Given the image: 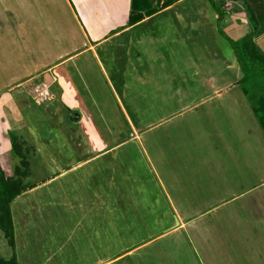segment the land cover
<instances>
[{
	"label": "rangeland",
	"instance_id": "1",
	"mask_svg": "<svg viewBox=\"0 0 264 264\" xmlns=\"http://www.w3.org/2000/svg\"><path fill=\"white\" fill-rule=\"evenodd\" d=\"M171 1L169 9L129 27L132 13L152 7L149 0H0L2 170L10 175L9 163L17 164L4 128L24 140L19 145L15 137V146L25 170L34 174L28 184L41 183L52 166L35 152L7 88L32 74L33 60L73 48L82 50L65 66L66 81L79 96H71L79 99L70 118L91 114L92 131L86 128L88 134L79 137L94 148L108 145L101 158L35 195L30 217L24 213L27 203L20 212L11 207L15 241L9 246L0 232L1 258L14 256L17 264H106L137 247L114 264H205L196 238L220 249L224 228L231 250L220 249L222 264H264V134L248 100L257 91L245 96L241 71L239 76L236 67H227L233 46L219 33L223 24L213 18L208 1ZM257 5L264 7V0ZM257 20L264 21L253 18L250 25ZM25 28L33 35H24ZM18 32L31 37L19 42L22 58L14 51ZM33 84L22 90L41 110L46 97L35 88L43 83ZM11 94L22 102L17 90ZM194 205L210 210L203 221L215 224L214 230L190 225L205 213L193 211ZM176 219L185 227H177ZM249 235L252 244H241L240 237Z\"/></svg>",
	"mask_w": 264,
	"mask_h": 264
},
{
	"label": "crops",
	"instance_id": "2",
	"mask_svg": "<svg viewBox=\"0 0 264 264\" xmlns=\"http://www.w3.org/2000/svg\"><path fill=\"white\" fill-rule=\"evenodd\" d=\"M126 1L128 2V0ZM163 1L164 0H162L161 2ZM231 1H233L234 3ZM258 1L259 0H256V1L255 0H223L222 7H224L225 15L221 21V24H223L222 27L225 33L228 34L229 36H232L231 37L232 39L234 38V40H238L243 36H250L253 42L255 43V45H257L261 49V51L264 52V31H262L264 27V21L261 24L259 23L260 20L259 21L257 20L256 22H254L253 25H250L249 23L250 19H253V18L264 20V7L260 9L258 5L253 6L254 3H257ZM149 2L155 5L156 0H149ZM216 2L218 1L216 0ZM140 5L144 6V3H141ZM170 7L166 9H169ZM10 15H11V19H13L14 16L12 14ZM213 18L217 20V15H214ZM12 21L13 20H11L12 28L14 30L18 29L15 26H13L15 22L14 21L12 22ZM28 29L25 28L24 31H22V33L24 32L25 33L24 35L32 36L33 35L32 32H29ZM16 31L17 30H15V32ZM20 33L17 35V37L15 38L12 37V38L15 41L14 44H16V47H15L16 49L14 51L15 52L18 51L17 55H19L20 58H22V56H25V54L24 53L20 54L22 50L19 45H21L22 42H28V40H30L31 37L28 38V36H26V38L24 37L20 38L19 36ZM39 34H41V32H39ZM83 37L86 39V42L90 39L86 33L83 34ZM1 41H2V38H1V33H0V42ZM101 41L97 40V43ZM87 44L90 45V42L88 41ZM88 47H89V50L91 51L94 49L93 48L94 45L93 46L90 45ZM29 49H30V52L34 53L35 49L33 48H29ZM77 50L81 51L82 49L73 48V51H77ZM69 54H65L64 52V53L58 54L56 57L49 56L43 62L41 61L36 62L35 60H33V63L29 66V68L32 69V74L27 76V78H25L24 80H21V78L16 79L14 81V84L10 85L7 88V93H9V95L12 97V100H15L14 103L15 104L18 103V106L21 108L20 111H22L23 113L21 115L23 116L21 120L24 122L27 132L30 133L29 139H33L30 141L35 148V152L38 153V150H39L40 155H41L40 157L43 159V162L45 163L48 162L52 164V166L47 168L48 172H46L45 177H41L42 178L40 179L41 183H36V184H31V185L28 184L27 178H31L34 175V174L30 175V172L28 170H24L23 173L18 174L19 179L26 180L25 183H26L27 189L24 192H22L21 195H19L17 198L13 200L10 207L14 206V208L16 209V212H20L23 210L18 207L24 202L27 203V207H25L26 210H24L26 217H30V215L34 213L32 210L34 206L33 204L35 203L37 205L35 195H38L41 191L42 192L45 191L46 188L52 186L53 184L59 183L63 181L64 179L69 178V176L75 175V173L78 172L80 169L90 165L96 159L101 158V155L106 151V148L108 146V145L106 146L104 143L100 149L94 148L96 144L91 143V141L84 142L79 137V135L84 136V134H88L89 131H92V126L87 125V123H91V124L93 123L91 119V114H88L86 116L84 115L83 119H81L82 118L81 116H79L77 120L70 118L71 110L74 109L75 104L79 99V98L73 99L71 98V96L74 98H76L75 97L76 95L77 97L79 96L77 94L78 89L74 85L67 83L66 81L69 78V75L65 71V66L66 64L70 63V61L73 60V57L66 59V60H62V58H64L65 56ZM11 56H13V58H15V61L18 62V59H16L17 56H14L13 53H11ZM52 57H54V59L53 61H50V58ZM21 66L23 67L25 74H28L27 73L28 67L25 66V63L22 62ZM227 67L228 68L236 67V69L239 71V76H240V69L236 62L235 57L233 58L231 62L227 63ZM54 73H56V77L59 78L60 81L62 82L60 88L55 87L57 86L56 83H58V79L54 77V75H52ZM38 82H42L43 84L48 85V91L50 92L51 90L53 92L51 93L50 100L47 102V104L43 106V109L41 110H35L32 107L33 105L29 97L30 93L27 95L25 92H23V90L26 89L28 86L32 85L33 83L35 84ZM69 82H72V81H69ZM13 88L17 90V92L20 93L19 98L22 101L21 103L15 95L11 94L13 91H15ZM10 96H9V99H10ZM85 112L88 113L86 109H85ZM83 124H86L87 127L81 126ZM86 128H88L89 131H84ZM20 130L21 129H19V131ZM36 130H39V131L37 132ZM1 131H2L1 133L3 134V137H7V138L9 137V140L11 143H12L11 141L12 138L15 139V137H18V140H16V142L19 145H21L20 143L24 141L23 139L19 138L21 137L20 135L18 136V134H13L11 130H8L7 132V130H5L4 128ZM39 135H41V137ZM117 144H120V143H117ZM43 146H46V148L43 149ZM89 152H91L90 155H88ZM32 153H34V151ZM9 155L11 156V154ZM72 155L74 156V158H72ZM19 156L21 157L20 154ZM16 161L18 163V160ZM31 197L34 199L33 202L31 201L32 199ZM260 209L263 210L264 206H262ZM52 210L53 208L51 207V211ZM201 211H205V213L197 214V217H195V219H193L192 222L189 221L191 222L190 225L197 226L198 224V226L195 228L200 231H203V226L205 227V230L206 228L214 230L215 224L211 222H207V225H206V222L203 221L204 215L207 214L210 210L209 209L204 210V208H202ZM201 219L202 221H200ZM176 221L178 222L177 227L179 226V223H181L182 227L183 226L185 227L184 223H182L180 219H176ZM12 222H13V219H12ZM202 222L204 225L201 224ZM14 225L15 224L13 222V227ZM181 230L182 228L176 229L174 231L172 229L173 233L176 231L177 232L181 231ZM227 231L228 229L223 228V229H220V232H219V238L221 239V243L219 244L221 245L220 249L222 250V252L224 251L223 253L225 254L229 252V250H231L227 242H225V239H227V236H226ZM159 235L156 237H159ZM250 237L251 235H249L248 238L247 236H245V238H247L245 240H243L240 237L241 239L240 242H242L241 244L246 245L249 242ZM229 238L231 239L233 238V241H235L233 235H229ZM196 239H198L196 242V245H198L199 243V246H200V247L197 246L198 251L200 252V253L198 252V255L202 256V259L205 262V264H222L219 258L221 257L223 258V256L218 246H215V244L213 245V244L208 243L209 239H206L205 242H203V238L202 239L196 238ZM254 239H258V238L254 237ZM14 241H15V236H14ZM212 241H215V240H212ZM148 242H145L143 244H146ZM249 244H252V242L248 243V245ZM136 248L137 247L129 251H126L122 256H125L126 254L129 255ZM122 256H116L112 258L110 261H107L106 264H114V261L122 259ZM224 264H234V262L231 261L229 263H224Z\"/></svg>",
	"mask_w": 264,
	"mask_h": 264
},
{
	"label": "trees",
	"instance_id": "3",
	"mask_svg": "<svg viewBox=\"0 0 264 264\" xmlns=\"http://www.w3.org/2000/svg\"><path fill=\"white\" fill-rule=\"evenodd\" d=\"M161 1L162 0H157L155 5L150 3V6L152 7L143 13H132L129 16L131 19L129 27L134 26L146 18H150L156 13L172 6L174 3V1L171 0ZM207 1L217 15V24L221 23L225 14L222 5H217L216 0ZM139 9L143 10L145 7ZM218 27L219 33L223 35L226 40L231 42L233 46L234 57L242 73V77L238 83L242 86L244 95L247 96L250 93L255 94L257 91V95L255 94L256 96L254 97H248V100L251 105V111L264 134V54L258 50L250 36H243L236 41H231L227 37L225 31H222V26L218 25ZM260 92L263 93L259 94ZM11 141L13 145V147L10 148L11 158L18 160V163H9L10 175H7L0 166V232L8 245L13 247L14 227L10 206L13 200L27 189V186L23 184L22 179H19L18 176L19 173L25 170L24 162L20 161L18 158L20 156L16 151L15 139L12 138ZM194 208L196 209H193V211H201L202 209L197 205H194ZM200 221H202V219ZM0 264H17V260L14 256L8 260L0 257Z\"/></svg>",
	"mask_w": 264,
	"mask_h": 264
},
{
	"label": "built area",
	"instance_id": "4",
	"mask_svg": "<svg viewBox=\"0 0 264 264\" xmlns=\"http://www.w3.org/2000/svg\"><path fill=\"white\" fill-rule=\"evenodd\" d=\"M35 89H38V90H35L36 91L35 93H38L37 94L38 96H41V95L44 96L45 95V97H46V98H44V99H46L45 101L48 102L50 100L51 96H50V93L48 91V85L42 84L41 86H37ZM37 95H35V96H37ZM36 101L39 102L38 99Z\"/></svg>",
	"mask_w": 264,
	"mask_h": 264
},
{
	"label": "water",
	"instance_id": "5",
	"mask_svg": "<svg viewBox=\"0 0 264 264\" xmlns=\"http://www.w3.org/2000/svg\"><path fill=\"white\" fill-rule=\"evenodd\" d=\"M80 52V50H77V51H75V52H73V53H71V54H69V55H67V56H65L64 58H62V60H66V59H69V58H71V57H73V56H75L76 54H78ZM74 119H78V117L77 116H74Z\"/></svg>",
	"mask_w": 264,
	"mask_h": 264
},
{
	"label": "bare ground",
	"instance_id": "6",
	"mask_svg": "<svg viewBox=\"0 0 264 264\" xmlns=\"http://www.w3.org/2000/svg\"><path fill=\"white\" fill-rule=\"evenodd\" d=\"M86 260V259H85Z\"/></svg>",
	"mask_w": 264,
	"mask_h": 264
}]
</instances>
